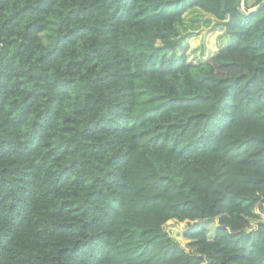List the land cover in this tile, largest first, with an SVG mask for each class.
I'll return each mask as SVG.
<instances>
[{"label": "trees", "instance_id": "1", "mask_svg": "<svg viewBox=\"0 0 264 264\" xmlns=\"http://www.w3.org/2000/svg\"><path fill=\"white\" fill-rule=\"evenodd\" d=\"M263 1L0 0V264H264Z\"/></svg>", "mask_w": 264, "mask_h": 264}, {"label": "rangeland", "instance_id": "2", "mask_svg": "<svg viewBox=\"0 0 264 264\" xmlns=\"http://www.w3.org/2000/svg\"><path fill=\"white\" fill-rule=\"evenodd\" d=\"M248 2L252 0H247ZM242 7V6H241ZM243 9V7H242ZM214 20L213 18L201 13L197 10L188 12L181 24V31L183 33H191L197 35L195 38L188 40L189 48L194 49L196 57L208 56L209 51L215 49V34L211 32L213 30ZM186 44V42L184 41ZM180 229L183 224L178 226ZM176 228V231L178 230Z\"/></svg>", "mask_w": 264, "mask_h": 264}, {"label": "clouds", "instance_id": "3", "mask_svg": "<svg viewBox=\"0 0 264 264\" xmlns=\"http://www.w3.org/2000/svg\"><path fill=\"white\" fill-rule=\"evenodd\" d=\"M30 123H31V117L29 118V123L25 125V130H27L30 127Z\"/></svg>", "mask_w": 264, "mask_h": 264}, {"label": "water", "instance_id": "4", "mask_svg": "<svg viewBox=\"0 0 264 264\" xmlns=\"http://www.w3.org/2000/svg\"><path fill=\"white\" fill-rule=\"evenodd\" d=\"M264 2V1H263ZM241 7V6H240ZM252 10L249 11V13L251 12Z\"/></svg>", "mask_w": 264, "mask_h": 264}]
</instances>
